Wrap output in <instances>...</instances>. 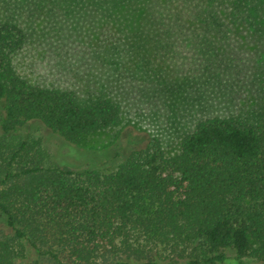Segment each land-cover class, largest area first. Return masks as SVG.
<instances>
[{
	"label": "trees",
	"instance_id": "1",
	"mask_svg": "<svg viewBox=\"0 0 264 264\" xmlns=\"http://www.w3.org/2000/svg\"><path fill=\"white\" fill-rule=\"evenodd\" d=\"M148 1L0 0V264H217L229 261L228 250L238 264H264V71L253 79L252 105L210 112L185 103L183 111L195 113L177 118L184 121L176 150L153 136L108 172L48 162L47 136L85 158L77 147L118 126L123 110L102 93L78 95L20 75L14 56L31 24L49 13L111 20ZM208 1L199 36L243 26L264 37V0H230L223 13ZM142 31L121 30L118 57L134 61L138 53L146 69Z\"/></svg>",
	"mask_w": 264,
	"mask_h": 264
},
{
	"label": "rangeland",
	"instance_id": "2",
	"mask_svg": "<svg viewBox=\"0 0 264 264\" xmlns=\"http://www.w3.org/2000/svg\"><path fill=\"white\" fill-rule=\"evenodd\" d=\"M229 1L214 0L213 5L223 13ZM209 5L208 0H149L126 7L111 20L89 11L70 18L49 13L33 21L26 43L14 56L20 75L31 83L73 90L78 95L102 93L119 101L123 110L118 126L89 135L77 147L85 158L67 154L56 136H47L48 162L67 159L71 167L91 166L108 172L153 136L161 137L168 151L176 150L181 123L190 121L188 114L195 111L191 107L185 113V103L211 112L228 103L252 105L257 101L253 79L264 71V37L243 26H231L226 36H199L198 20ZM165 11L161 21L151 17ZM1 13L0 8V17ZM155 24L162 29L157 30ZM122 29L129 33L143 29L138 36L149 45L150 52H141L150 60L146 69L138 53L134 61L118 57ZM151 67L157 71L145 73ZM186 116L178 124L177 118ZM4 222L0 213V225ZM227 255L229 261L217 264H238L233 251L228 250Z\"/></svg>",
	"mask_w": 264,
	"mask_h": 264
}]
</instances>
